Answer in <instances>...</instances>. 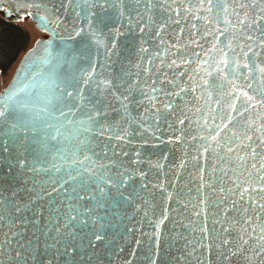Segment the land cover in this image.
I'll return each mask as SVG.
<instances>
[{"label": "snow or ice", "instance_id": "1", "mask_svg": "<svg viewBox=\"0 0 264 264\" xmlns=\"http://www.w3.org/2000/svg\"><path fill=\"white\" fill-rule=\"evenodd\" d=\"M0 16L39 29L0 81V264H264V0H0ZM64 108L99 136V196L39 178L30 126Z\"/></svg>", "mask_w": 264, "mask_h": 264}, {"label": "water", "instance_id": "2", "mask_svg": "<svg viewBox=\"0 0 264 264\" xmlns=\"http://www.w3.org/2000/svg\"><path fill=\"white\" fill-rule=\"evenodd\" d=\"M31 21L39 30L35 22ZM170 35L172 33L165 34V44L170 42ZM185 38H187V33H185ZM187 51H190V49H187ZM155 66L159 68L160 61H157ZM86 121L87 117L82 112L64 108L63 114L59 111L51 112L45 118L37 121L34 126H30L29 138L35 144L34 152L37 154L39 169H42L44 173L39 178L45 181L44 186L50 191L63 189L72 197L80 193L87 196L90 191L92 194L99 196L101 191H107L102 184L97 185L96 183L99 179H106L108 173L104 172V177H101L100 173L104 171L101 165L106 164L107 161L100 157L99 151H96L99 136L96 134V139H92L94 133L84 123ZM100 142L106 143V138L100 140ZM166 155L169 159L162 163H164L166 169H174L181 159L180 149L175 148V151L166 152ZM189 169L192 170L191 164H189ZM192 171L194 174V170ZM192 195L195 200V193ZM65 203H67V200H65ZM71 203L74 207L79 206L81 208L90 204L88 201L75 198L71 200ZM165 207L175 206L169 202ZM156 208H159V199L156 202ZM65 211L66 209L61 207V212ZM212 211L209 209L207 212L209 224L212 223ZM137 219L140 218L137 217ZM201 219H203V216ZM137 236H139V233H137Z\"/></svg>", "mask_w": 264, "mask_h": 264}, {"label": "trees", "instance_id": "3", "mask_svg": "<svg viewBox=\"0 0 264 264\" xmlns=\"http://www.w3.org/2000/svg\"><path fill=\"white\" fill-rule=\"evenodd\" d=\"M4 19L0 16V20ZM10 27L0 26V76L7 75L20 60L28 42V33L21 23L6 22ZM23 31V39L21 33Z\"/></svg>", "mask_w": 264, "mask_h": 264}, {"label": "rangeland", "instance_id": "4", "mask_svg": "<svg viewBox=\"0 0 264 264\" xmlns=\"http://www.w3.org/2000/svg\"><path fill=\"white\" fill-rule=\"evenodd\" d=\"M25 30L27 31L28 33V42H27V45H26V49L23 51L22 53V56L25 54V52L32 47V44H33V36L34 34L38 33L39 30L36 29V27L33 25L32 21L31 20H27L25 22H22L21 23ZM21 56V58H22ZM20 58V59H21ZM20 61V60H19ZM19 61L16 63V65L13 66V68L10 70V72L5 75V76H0V81H7L9 79L12 78V75L14 73V70L16 69V66L18 65ZM2 89H0L1 91Z\"/></svg>", "mask_w": 264, "mask_h": 264}]
</instances>
